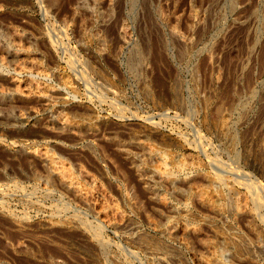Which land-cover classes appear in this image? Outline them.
<instances>
[{"label":"rangeland","instance_id":"rangeland-1","mask_svg":"<svg viewBox=\"0 0 264 264\" xmlns=\"http://www.w3.org/2000/svg\"><path fill=\"white\" fill-rule=\"evenodd\" d=\"M27 58L45 74L17 70ZM11 78L53 87L54 105ZM43 150L82 187L94 179L124 220L108 224L67 190ZM158 152L167 181L151 170ZM189 155L197 169L177 172ZM263 161L264 0H0V264H197L205 240L224 264H264ZM179 222L199 229L188 248L165 233Z\"/></svg>","mask_w":264,"mask_h":264},{"label":"bare ground","instance_id":"bare-ground-1","mask_svg":"<svg viewBox=\"0 0 264 264\" xmlns=\"http://www.w3.org/2000/svg\"><path fill=\"white\" fill-rule=\"evenodd\" d=\"M231 7V6H230ZM235 10V9H234ZM47 30V29H46ZM17 31V30H16ZM52 32V31H51ZM88 32V30H87ZM86 32V33H87ZM208 32V31H207ZM206 33V32H205ZM209 33V32H208ZM51 34V33H50ZM95 34V33H94ZM49 35V34H48ZM22 36V35H21ZM5 37V36H4ZM17 38V37H16ZM20 38V37H19ZM16 42V41H15ZM52 42V41H51ZM59 47V46H58ZM61 49V48H60ZM31 50V49H30ZM18 52V50H17ZM65 52V50H64ZM20 53V52H19ZM16 54V53H15ZM22 55V54H21ZM73 57V56H72ZM24 58V57H23ZM22 58V59H23ZM30 58V57H29ZM27 58L26 62L20 66H18L17 70H26L27 68H30L32 70L37 71V73H44L45 74V69L38 64L37 62L31 60ZM33 58V57H32ZM19 59V58H18ZM21 59V58H20ZM19 59V60H20ZM73 59V58H72ZM24 60V59H23ZM21 61V60H20ZM22 63V62H21ZM15 64V63H14ZM17 66V65H16ZM15 66V67H16ZM73 66V65H72ZM76 69V67H75ZM77 71V70H76ZM23 72V71H22ZM81 72V71H80ZM48 74V73H47ZM46 74V75H47ZM86 77V76H85ZM62 79V81L64 82V84L69 85V79L67 77H59ZM76 78V77H75ZM106 78V77H105ZM12 79V78H11ZM86 79V78H85ZM13 80V86L12 88H15V92L21 96L24 97H36L40 100H44L48 103H50L51 105H54L53 102L50 99L51 95L53 94V87H49L48 85L44 84V83H36V82H32V81H28V80H19V79H12ZM75 80V79H74ZM73 84V83H72ZM52 85V84H51ZM95 86V85H94ZM91 88V87H90ZM106 91V90H105ZM91 92V91H90ZM87 95V94H86ZM97 96V95H96ZM102 97V96H101ZM117 103V102H115ZM48 105V104H47ZM53 107V106H52ZM55 107V106H54ZM116 107V106H115ZM118 107V106H117ZM121 109V108H119ZM23 114V113H22ZM21 116V115H20ZM21 117H24L23 115ZM20 118V117H19ZM26 118V117H24ZM27 119V118H26ZM54 119V118H53ZM56 123H58L59 125L70 129L72 131L77 130L81 124H79L77 121L69 118V116H67L66 114L59 112L56 116ZM215 125V124H214ZM222 125V124H221ZM222 127V126H220ZM234 136V135H233ZM138 138V137H137ZM230 140V139H229ZM200 143V142H199ZM138 145L144 150L146 151V153L148 152H153L152 148L150 147V145L146 144L144 141L142 140H138ZM157 150V149H155ZM42 152V153H41ZM40 157L41 159L44 161V163L48 166L51 174L57 178L59 182H61L65 188L67 190H69L71 193H73L77 198H79L82 202L84 203H90L92 204L93 208L97 211V214L99 215L100 218H102L104 221H106L108 224L110 225H116L119 224V221H123L124 220V216L120 213V211L118 210V208L115 205H111L110 204V200L107 196V194L105 193V191L102 189V187L97 184L96 182H94L93 179V183H94V187L92 189H86L84 187H82V184L79 182V180L77 179V177L73 176L72 173L68 170V167H66V164L61 161L58 157H56L54 154H52L50 151L48 150H43L41 151ZM154 153V152H153ZM155 154V153H154ZM157 156V165L155 167H153L151 170L153 171V173H155L160 179L166 180L168 179V177L170 176L172 170L170 168V164L168 161V157L164 154V153H156ZM181 157V156H180ZM179 157V158H180ZM247 159V158H246ZM217 160V159H216ZM215 160V161H216ZM179 161V160H178ZM264 162V161H263ZM178 163V162H177ZM197 162L195 161L194 157L192 156H187L184 157L177 165H175V170L177 172H185L187 170H195L197 169ZM174 165V164H172ZM217 165V164H216ZM227 166V165H226ZM262 169V168H261ZM174 170V169H173ZM221 170V168H220ZM263 170V169H262ZM72 171V170H71ZM173 174V173H172ZM51 175V176H52ZM52 176V177H53ZM81 176V175H80ZM84 176V175H83ZM88 176V175H87ZM86 176V177H87ZM201 176V175H200ZM91 177V176H90ZM171 177V176H170ZM203 177V175H202ZM234 177V176H233ZM236 177V176H235ZM80 178V177H79ZM218 181H224V179L220 178L219 176H216L215 178ZM55 180V179H54ZM215 180V181H216ZM235 180V179H234ZM231 181V180H229ZM227 181L226 182V186L230 185V182ZM160 182V180H159ZM173 182V181H172ZM249 183V181H246ZM208 186L210 181L207 182ZM219 183V182H218ZM217 183V184H218ZM222 183V182H221ZM85 184V183H84ZM189 184V183H188ZM213 184V183H212ZM215 184V183H214ZM225 184V183H224ZM237 184V183H236ZM252 184V183H251ZM221 185V184H220ZM205 186V185H204ZM201 187V186H200ZM200 187H193L190 188V190L188 191L190 194V198L192 200H196L199 203L202 204V206H204L205 208H207L211 213H216V214H221L224 211V207L223 205L225 204L223 202L222 203H218L217 202V198L218 196H214L213 194L210 193V191L204 189V188H200ZM214 187V186H213ZM230 188V187H229ZM211 190V189H210ZM250 190H253L252 188H250ZM249 190V191H250ZM161 193V192H160ZM257 193V192H256ZM215 194V193H214ZM223 194V193H222ZM239 194V193H238ZM235 197L234 199V210L235 212L239 213L246 208L247 206V198L243 195H238ZM255 194V193H254ZM161 195V194H159ZM165 195V194H164ZM163 195V196H164ZM252 195V194H251ZM235 196V195H234ZM254 196V195H253ZM110 197V196H109ZM161 197V196H160ZM217 197V198H216ZM165 198V197H164ZM221 199V198H220ZM254 199V198H253ZM188 200V199H187ZM256 200V199H255ZM225 201V200H224ZM255 202V201H254ZM259 202V200H258ZM228 205V204H227ZM225 206V205H224ZM135 208V207H134ZM230 208V207H229ZM231 209V208H230ZM137 210V209H136ZM194 210V209H193ZM256 210V209H255ZM191 212V211H190ZM187 213V212H186ZM191 214V213H190ZM184 215V214H183ZM218 216V215H217ZM197 217V216H196ZM237 217V216H236ZM219 218V217H217ZM258 218V215H257ZM224 219V218H223ZM180 220V219H179ZM262 220V219H261ZM127 221V220H126ZM178 221V220H177ZM152 222V221H151ZM184 222V221H183ZM209 223V222H208ZM153 224V223H151ZM186 224V223H185ZM183 223H175L172 224L170 223V225L167 227V229L165 230V233L168 235V237H177L179 236L182 240V245L185 248H188V245L185 241L186 236H189V233H198L199 229L197 227H188V225L186 226ZM122 225V224H121ZM190 225V224H189ZM87 226V225H86ZM257 226V225H256ZM115 227V226H114ZM221 227V226H220ZM156 228V225H155ZM213 228V226H212ZM216 228V227H215ZM222 228V227H221ZM221 228H218L219 230ZM233 228V227H232ZM88 229V228H87ZM214 229V228H213ZM229 229V227L227 228ZM263 229V228H262ZM233 230V229H232ZM163 231V230H161ZM259 232V231H258ZM219 233V232H218ZM217 233H216V237H217ZM208 236V235H207ZM221 236V235H220ZM219 236V237H220ZM211 237V236H210ZM223 236H221L222 238ZM240 237V236H239ZM207 238V237H206ZM213 238V237H212ZM220 238V239H221ZM242 238V236H241ZM255 238V237H254ZM260 238V237H259ZM172 239V238H171ZM202 239V238H201ZM204 239V238H203ZM225 240V239H224ZM232 241H229L227 239V242H230V244L233 245H237V243L233 242L234 240L231 239ZM242 240V239H241ZM156 241V240H155ZM171 241V240H170ZM221 241V240H220ZM223 241V240H222ZM261 241V240H260ZM214 241L211 240H205L203 242V246L205 249V253L204 254H200V253H196L194 254V258L197 264H224V262H222L220 255H219V251L216 248V244L213 243ZM224 242V241H223ZM259 242V241H258ZM261 243V242H260ZM166 244V243H165ZM229 244V243H228ZM248 244V243H247ZM167 245V244H166ZM102 246V245H100ZM148 246V245H147ZM227 246V245H226ZM240 246V245H239ZM168 247V246H167ZM193 247V246H192ZM169 248V247H168ZM184 248V249H185ZM194 248V247H193ZM226 248V247H225ZM106 249V248H105ZM231 249V248H230ZM248 250V249H247ZM170 251V250H169ZM171 252V251H170ZM225 252V251H224ZM243 252V251H242ZM202 253V252H201ZM263 253V252H262ZM240 254V253H239ZM107 255V254H106ZM231 255V254H230ZM250 255V254H249ZM234 257V256H233ZM170 259V258H169ZM248 259V258H247ZM252 262V261H251ZM234 264V263H233Z\"/></svg>","mask_w":264,"mask_h":264}]
</instances>
